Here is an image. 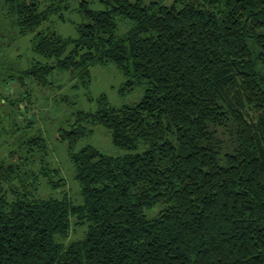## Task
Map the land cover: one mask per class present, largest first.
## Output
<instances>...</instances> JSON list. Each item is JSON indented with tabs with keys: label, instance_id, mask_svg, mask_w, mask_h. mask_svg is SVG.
I'll return each instance as SVG.
<instances>
[{
	"label": "trees",
	"instance_id": "obj_1",
	"mask_svg": "<svg viewBox=\"0 0 264 264\" xmlns=\"http://www.w3.org/2000/svg\"><path fill=\"white\" fill-rule=\"evenodd\" d=\"M99 2L81 1L77 34L64 37L44 26L64 20L68 0H0V36L30 34L34 55L1 68V82L50 88L57 71L74 90L90 67L112 64L120 94L143 90L121 106L101 94L58 130L75 200L40 195L42 181H64L29 115L31 91L0 88V138L12 139L0 160V264H264V0ZM94 126L124 153L76 150Z\"/></svg>",
	"mask_w": 264,
	"mask_h": 264
},
{
	"label": "rangeland",
	"instance_id": "obj_2",
	"mask_svg": "<svg viewBox=\"0 0 264 264\" xmlns=\"http://www.w3.org/2000/svg\"><path fill=\"white\" fill-rule=\"evenodd\" d=\"M81 1H87L92 10H103L104 6L100 0H68V8L63 10L64 20L51 19L50 26L59 35L64 37H75L76 25L81 23L82 19L77 12L78 5ZM133 1V0H132ZM148 1V0H145ZM118 25V33L123 34L129 28V23ZM30 34L21 36L17 31L9 35L0 36V70L6 71V65L17 68L16 61L20 60L18 66L26 67L27 60L34 57L30 50ZM15 63V64H14ZM14 64V66H13ZM16 65V66H15ZM90 84L87 87L80 86L78 89H71L73 81H70L68 74L55 71L51 76L54 85L50 88H41L34 83L28 87H22L17 80L10 79L7 82H1L0 88L4 94L12 98H17L23 91H31L32 113L34 115L35 125L38 127L43 136L47 139L51 149L49 156L51 165L59 169L60 176L64 181L61 189L51 190L45 181L41 182L40 195L42 197L61 196V192H67L73 199H78V185L73 180V172L71 163L68 159L65 147L60 144L57 139L58 130L67 128L68 123L74 121V113L76 111H94L96 109V99L99 95L105 94L109 103L113 106L130 105L138 102L143 90L140 87L135 88L131 92L120 94L118 91L123 86L125 78L112 64L95 65L90 67ZM60 88V89H59ZM92 100V101H90ZM251 117H254L250 112ZM32 117V116H31ZM93 133L81 139L76 150L85 145L96 147L101 152L110 156H120L124 152L111 143V136L101 126H94ZM11 137L3 135L0 138V160L3 163L10 162L7 157L9 143ZM83 229L73 230L65 242L78 239L82 236Z\"/></svg>",
	"mask_w": 264,
	"mask_h": 264
}]
</instances>
